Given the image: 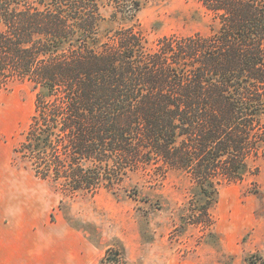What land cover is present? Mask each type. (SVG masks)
Masks as SVG:
<instances>
[{
    "label": "trees",
    "instance_id": "obj_1",
    "mask_svg": "<svg viewBox=\"0 0 264 264\" xmlns=\"http://www.w3.org/2000/svg\"><path fill=\"white\" fill-rule=\"evenodd\" d=\"M105 1L0 0V77L37 91L14 166L64 195L115 192L143 166L183 170L207 215L223 180L264 154V0H199L211 34L153 48L136 24L141 0H110L112 21L129 26L101 42Z\"/></svg>",
    "mask_w": 264,
    "mask_h": 264
},
{
    "label": "rangeland",
    "instance_id": "obj_2",
    "mask_svg": "<svg viewBox=\"0 0 264 264\" xmlns=\"http://www.w3.org/2000/svg\"><path fill=\"white\" fill-rule=\"evenodd\" d=\"M141 2L136 24L151 48L163 37L212 32V17L199 0ZM102 13L107 21L101 42L107 31L129 26L112 21L110 0ZM6 78L0 77V216L32 215L49 221L54 232L79 233L98 263L114 249L126 264H232L234 257L237 264H264L263 150L248 159L242 178L223 180L207 215L199 212L205 200L192 177L161 165L131 172L115 192L64 195L35 178L29 167L14 166L13 151L25 139L37 91L27 79Z\"/></svg>",
    "mask_w": 264,
    "mask_h": 264
},
{
    "label": "crops",
    "instance_id": "obj_3",
    "mask_svg": "<svg viewBox=\"0 0 264 264\" xmlns=\"http://www.w3.org/2000/svg\"><path fill=\"white\" fill-rule=\"evenodd\" d=\"M7 219L2 213L0 264H100L101 262H94L96 256L94 251L86 246V240L79 233H73L68 228H58L54 232L49 221L27 214L8 221ZM229 249L232 253L238 254V249L235 247ZM237 259L235 261L234 257L233 263L237 264L239 262Z\"/></svg>",
    "mask_w": 264,
    "mask_h": 264
}]
</instances>
